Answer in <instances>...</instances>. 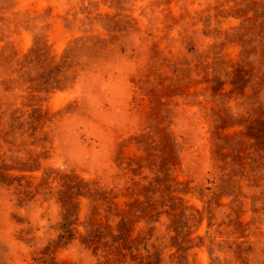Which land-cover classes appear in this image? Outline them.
<instances>
[{
	"label": "rangeland",
	"instance_id": "obj_1",
	"mask_svg": "<svg viewBox=\"0 0 264 264\" xmlns=\"http://www.w3.org/2000/svg\"><path fill=\"white\" fill-rule=\"evenodd\" d=\"M0 264H264V0H0Z\"/></svg>",
	"mask_w": 264,
	"mask_h": 264
}]
</instances>
